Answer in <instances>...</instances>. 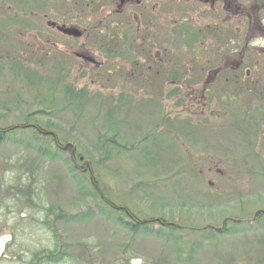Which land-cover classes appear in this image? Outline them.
<instances>
[{"label":"rangeland","instance_id":"374dc122","mask_svg":"<svg viewBox=\"0 0 264 264\" xmlns=\"http://www.w3.org/2000/svg\"><path fill=\"white\" fill-rule=\"evenodd\" d=\"M31 1L0 0V129L17 128L0 144V264H264V82L196 88L189 18H166L177 90L64 70Z\"/></svg>","mask_w":264,"mask_h":264},{"label":"flooded vegetation","instance_id":"af4514ba","mask_svg":"<svg viewBox=\"0 0 264 264\" xmlns=\"http://www.w3.org/2000/svg\"><path fill=\"white\" fill-rule=\"evenodd\" d=\"M20 4H33L36 10L52 14L53 20L43 15L51 34L45 41L36 40L48 46V53L60 52L64 70L98 77L103 71L106 78L120 69V75L124 72L139 84L177 90L185 81L167 70L166 18L173 25L189 18L185 35L196 88L239 89L264 82V0H32ZM181 26L174 28L180 33ZM133 54L142 59L136 61ZM117 61L123 66L118 67ZM73 156L72 152L75 163Z\"/></svg>","mask_w":264,"mask_h":264},{"label":"trees","instance_id":"16d2710c","mask_svg":"<svg viewBox=\"0 0 264 264\" xmlns=\"http://www.w3.org/2000/svg\"><path fill=\"white\" fill-rule=\"evenodd\" d=\"M28 126V125H27ZM21 129H23V128H25V127H20ZM15 130H17V128H11V129H0V144L1 143H3V142H5L10 136H9V133L11 132H14ZM38 132H39V130H38ZM44 136H48V135H44ZM55 144H56V146L58 147V143H57V140H55ZM114 213H117V215H119L118 217H116V223L117 224H119L122 228H124V229H126V230H129V231H131V232H133V233H138V232H150V230H151V227H150V225H149V223L151 222V221H139L135 216H133V215H131L130 213H128L127 211H125V210H123V209H113L112 210ZM49 212L50 211H48V213L46 214V217L48 218L49 217ZM121 212H125V214L127 215V217L128 218H130L129 220L130 221H128V220H123V219H121V217H120V213ZM261 213L260 212H257V214H256V216H255V218H258V217H261ZM50 216H52L51 214H50ZM70 220H72V219H70ZM160 221H162V220H158L157 222L158 223H160L161 224V226H162V228H164V229H166V230H169V232H175V231H178V227L176 226V225H174V224H171V223H165L164 221H162V222H160ZM50 229H53V233H55V231H54V228H50ZM58 255V251H56V252H51L48 256H47V258H48V260H51L52 259V257L54 256V255ZM34 261H35V264H36V261H37V259H38V257L35 255L34 256Z\"/></svg>","mask_w":264,"mask_h":264},{"label":"water","instance_id":"95a60500","mask_svg":"<svg viewBox=\"0 0 264 264\" xmlns=\"http://www.w3.org/2000/svg\"><path fill=\"white\" fill-rule=\"evenodd\" d=\"M60 30H62V29H60ZM65 34L66 33H70V31H68L67 29L66 30H62ZM84 164V166H88L89 164L87 163V162H84L83 163Z\"/></svg>","mask_w":264,"mask_h":264}]
</instances>
